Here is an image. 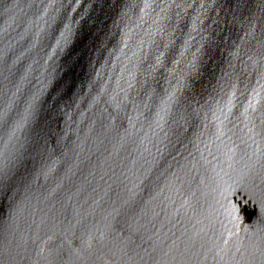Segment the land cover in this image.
<instances>
[{"label": "water", "instance_id": "1", "mask_svg": "<svg viewBox=\"0 0 264 264\" xmlns=\"http://www.w3.org/2000/svg\"><path fill=\"white\" fill-rule=\"evenodd\" d=\"M0 264H264V0H0Z\"/></svg>", "mask_w": 264, "mask_h": 264}]
</instances>
